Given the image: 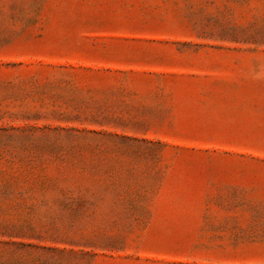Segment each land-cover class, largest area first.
<instances>
[{"label":"rangeland","instance_id":"rangeland-1","mask_svg":"<svg viewBox=\"0 0 264 264\" xmlns=\"http://www.w3.org/2000/svg\"><path fill=\"white\" fill-rule=\"evenodd\" d=\"M0 264H264V0H0Z\"/></svg>","mask_w":264,"mask_h":264}]
</instances>
